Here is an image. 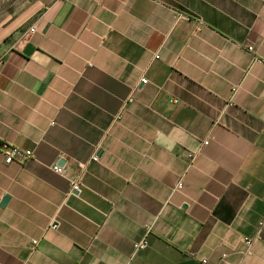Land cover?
Returning <instances> with one entry per match:
<instances>
[{"label":"crops","instance_id":"crops-1","mask_svg":"<svg viewBox=\"0 0 264 264\" xmlns=\"http://www.w3.org/2000/svg\"><path fill=\"white\" fill-rule=\"evenodd\" d=\"M0 144V264H264V0H0Z\"/></svg>","mask_w":264,"mask_h":264},{"label":"built area","instance_id":"built-area-1","mask_svg":"<svg viewBox=\"0 0 264 264\" xmlns=\"http://www.w3.org/2000/svg\"><path fill=\"white\" fill-rule=\"evenodd\" d=\"M34 31V29H30V32L32 33ZM248 51H252V48L251 47H248L247 48ZM146 83V80L145 79H141V84H145ZM206 144V142H205ZM0 149L2 150V153H3V157H4V163L5 164H12V163H25L26 161H28L31 157H32V153L31 151L29 150H24L22 148H19V147H16V146H12V145H1L0 144ZM97 158L94 157L93 158V161H96ZM51 170L53 172H55L56 174H59L61 175L63 173V168L61 166H59V164H53L52 166H50ZM182 187V184L181 183H178L177 185V189H181ZM71 189L73 191H78V185L73 183L71 185ZM264 225V222H260L258 224V233L256 235L255 238H259L260 236V228ZM36 240H33L32 241V245L35 246L36 245ZM253 243V239L251 238H245L244 239V244L246 246V251L245 253L247 255H249L251 252H250V248H251V245ZM141 247V246H139Z\"/></svg>","mask_w":264,"mask_h":264},{"label":"water","instance_id":"water-1","mask_svg":"<svg viewBox=\"0 0 264 264\" xmlns=\"http://www.w3.org/2000/svg\"><path fill=\"white\" fill-rule=\"evenodd\" d=\"M7 202V198L3 199L2 205H4Z\"/></svg>","mask_w":264,"mask_h":264}]
</instances>
